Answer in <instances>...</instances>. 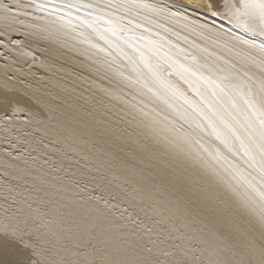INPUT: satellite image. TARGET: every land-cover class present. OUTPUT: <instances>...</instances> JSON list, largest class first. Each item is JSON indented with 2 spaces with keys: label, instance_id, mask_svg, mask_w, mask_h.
Segmentation results:
<instances>
[{
  "label": "bare ground",
  "instance_id": "6f19581e",
  "mask_svg": "<svg viewBox=\"0 0 264 264\" xmlns=\"http://www.w3.org/2000/svg\"><path fill=\"white\" fill-rule=\"evenodd\" d=\"M260 2L0 0V258L264 264Z\"/></svg>",
  "mask_w": 264,
  "mask_h": 264
},
{
  "label": "snow or ice",
  "instance_id": "6c2138e0",
  "mask_svg": "<svg viewBox=\"0 0 264 264\" xmlns=\"http://www.w3.org/2000/svg\"><path fill=\"white\" fill-rule=\"evenodd\" d=\"M259 7L261 8L262 11H264V0H261ZM0 264H25V262L22 260H5L0 258Z\"/></svg>",
  "mask_w": 264,
  "mask_h": 264
}]
</instances>
